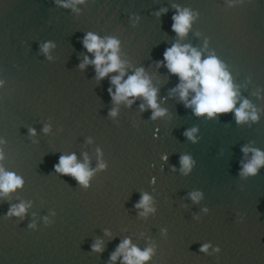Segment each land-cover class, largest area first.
Masks as SVG:
<instances>
[{"label":"water","instance_id":"95a60500","mask_svg":"<svg viewBox=\"0 0 264 264\" xmlns=\"http://www.w3.org/2000/svg\"><path fill=\"white\" fill-rule=\"evenodd\" d=\"M185 10L180 36L173 16ZM88 33L118 41L121 83L143 69L157 109L114 101L118 71L80 67L95 59ZM177 44L220 60L235 107L247 100L257 119L186 107L195 92L181 100L164 60ZM244 147L264 152V0H0V167L23 181L0 193V264H124L111 257L125 240L152 250L142 264H264V166L241 175ZM72 155L87 186L56 171ZM145 194L152 211L136 207Z\"/></svg>","mask_w":264,"mask_h":264},{"label":"clouds","instance_id":"9594fccd","mask_svg":"<svg viewBox=\"0 0 264 264\" xmlns=\"http://www.w3.org/2000/svg\"><path fill=\"white\" fill-rule=\"evenodd\" d=\"M59 2V0H57ZM76 2H83V0H76ZM65 7L69 5L65 4ZM172 29L178 35L184 36L190 27L191 16L187 10L173 16ZM83 46L88 52L94 53L95 59L89 61L88 57L84 58V64L92 63L96 66L98 78H103L110 72L118 71L120 75L112 77V84L116 86V92L113 94V100L116 102L126 100L130 96H143L148 105L152 109H157L156 103L157 90L149 86L150 82L143 76V69H139L132 76L121 83L124 76L123 64L117 55L118 41L112 38L101 39L93 33H88L83 41ZM50 44L43 46V51L48 52ZM164 60L167 61L168 70L179 76L181 84L178 86L181 100L187 101L189 91L195 92L194 98L186 103V107L194 106V112L197 116L207 115L214 117L217 114H224L234 111L237 123H242L251 118L256 120L255 112L249 113L247 110L251 107L249 102L245 100L239 108H236L237 92L231 81L229 73L225 70L224 65L215 56H210L202 60L201 54L193 48L188 46L173 45L170 49L164 52ZM112 94V90L109 89ZM143 107V106H142ZM161 111H155L153 118L162 115ZM111 115H115L113 111ZM47 132L48 129L45 128ZM196 129L186 132L185 135L189 139H193L192 133ZM34 134V130H33ZM246 155L249 151L252 152V158L248 163L242 165L241 175L255 176L260 167L264 166V152L257 149H249L244 147L241 149ZM3 159L0 153V160ZM191 158L189 156L181 157V164L187 170H191ZM104 167V165H101ZM56 171L62 174L71 175L75 177L81 184L87 186L88 179L92 173L81 164L76 163L75 155L70 157H60V162L56 165ZM23 181L13 173L5 172L0 167V193L8 194L22 185ZM192 199L196 200L197 195L193 194ZM150 197L145 194L142 196L140 203L136 205L137 208H145V211H152L148 207ZM26 212V206L22 203L18 206H13L8 215L22 216ZM34 227V225H30ZM208 245H204L201 251L206 252ZM95 251H100L99 244L94 245ZM219 251V249H216ZM152 250L146 249L140 251L135 246L130 247V241L125 240L111 257L113 261L123 254L124 264H142V262L150 258Z\"/></svg>","mask_w":264,"mask_h":264}]
</instances>
